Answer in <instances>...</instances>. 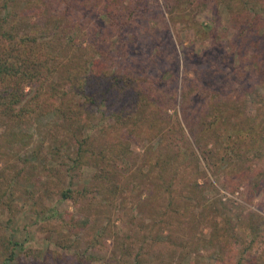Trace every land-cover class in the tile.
I'll return each mask as SVG.
<instances>
[{
	"label": "trees",
	"instance_id": "trees-1",
	"mask_svg": "<svg viewBox=\"0 0 264 264\" xmlns=\"http://www.w3.org/2000/svg\"><path fill=\"white\" fill-rule=\"evenodd\" d=\"M180 1L183 9L192 2L0 0V264H182L205 250L213 264H264L260 212L207 196L214 190L207 178L222 174L228 192L245 187L246 203L264 192V0H212L237 31L230 41L242 71L236 101L226 90L232 76L219 37L211 36L197 64L190 55L178 58L164 11L187 21L173 15ZM134 23L145 45L153 38L139 52L121 31ZM181 73L194 74L199 87L178 84ZM192 92L207 96L194 122L185 114ZM49 115L38 148L10 154L26 138L18 129L42 127ZM88 169L92 175L83 176ZM75 179L86 182L74 187ZM54 197L73 212L50 206ZM19 198L69 255L34 253L14 238ZM126 200L140 218L133 208L128 215ZM117 213L125 215L119 227Z\"/></svg>",
	"mask_w": 264,
	"mask_h": 264
},
{
	"label": "rangeland",
	"instance_id": "rangeland-1",
	"mask_svg": "<svg viewBox=\"0 0 264 264\" xmlns=\"http://www.w3.org/2000/svg\"><path fill=\"white\" fill-rule=\"evenodd\" d=\"M181 1L178 3V5L175 6L173 15H176L174 17L187 19V21H172L170 20V14L167 10L164 11V17L168 20L167 26L169 29V35H170V41L172 42L173 46L176 49V54H178V58L183 62L182 58L184 56L190 55L192 60H194L197 64V61H199V58L212 46V35L219 37V41L216 42V45L218 47V43L221 45L227 46V50L224 53V59L226 61V65L224 68V72H229V76H232L230 79L229 85L226 87V90H228V97L231 101H236L237 97L240 96L239 93H237L236 89L240 88L239 86V80L241 79L242 71L240 69V59L238 58L237 54L230 49V41L235 39L237 37V31L229 24L226 17V11L223 8V6H217L214 4V1L208 0L207 3L202 2V0H192L190 2V5L188 8H182L183 6L180 5ZM180 5V6H179ZM151 26L152 23H151ZM159 28V33H162L163 28ZM203 27H209L206 28V32H204ZM129 30H126L125 28H122L121 31L124 33L125 38L128 41V44L131 45L136 51L139 52V50L148 48L149 42H152L151 40L153 38H150L145 45L146 41L142 42V39L144 37L141 35V30L139 29L138 24L134 23L133 27L132 25L128 26ZM139 32H138V30ZM127 31V32H126ZM262 38L264 39V28H262ZM115 40V37L113 36L111 41L113 42ZM142 45V46H141ZM150 46V45H149ZM218 54V53H216ZM218 59L220 58V55H215ZM179 63H181L179 61ZM240 71V73L238 72ZM186 79H185V78ZM195 80L194 74L189 73L188 75H185L184 73L180 74L179 77V83H182L183 87L184 85H193V87H199V83L196 82L198 85L193 84V81ZM192 96L194 95V92L191 93ZM201 96V97H200ZM196 96L194 95L192 102H190V107L186 106L185 114L190 115L191 121L198 120L199 113L197 110L201 107L203 104V101L206 100L207 96L204 98L202 95ZM197 97V98H196ZM244 97L240 99L236 105L241 106L242 101ZM248 109H246L247 111ZM175 110L171 109L169 111L170 115L174 119L176 117ZM179 118L181 119L180 113H178ZM54 116L49 115L45 118H43V126L38 127L34 125H26L24 124L21 126L18 130L22 131V134L26 136L24 139V142L19 143L18 146H15L13 148H9L10 154H12L13 151H18L21 154L24 153H30L35 148H38V146L41 144L42 137L45 136V126L47 124H50L53 122ZM233 121H237L236 119H233ZM46 124V125H45ZM95 125H93L92 128L95 130ZM97 128V127H96ZM188 129V126H186ZM185 128V129H186ZM97 134V132L94 133V135ZM180 135L178 134L176 136V142L177 144L180 143ZM47 140H51L50 136L47 137ZM46 140V141H47ZM158 141L154 140V142ZM146 143V142H145ZM47 142L44 145V150L47 152L49 147ZM133 152L136 154L142 153V148H140L138 145H134L131 147ZM138 156L134 159V161H138ZM13 159V158H11ZM8 164H13L12 160L8 161ZM6 162V163H7ZM63 171L60 177L63 175ZM93 170H83L82 175L83 176H89L92 175ZM55 176L58 174L57 172L54 173ZM224 175V174H222ZM222 175L219 176V180H214V178H207L211 183L214 184V190L211 191V193H208L207 196H213L216 195V197H220L223 201L231 200L230 204L232 207L234 205H243L244 208H246L244 211H259L260 214L264 217V192L260 195H257L250 203H246L245 201V187L241 186L237 190H235L234 193L228 192L225 188V179H223ZM63 184H66L69 180L67 176H64ZM206 179V180H207ZM86 182V179H75L73 181V186L78 187ZM201 183L203 181H200ZM26 183V182H25ZM36 191L37 189L34 188ZM142 193V192H140ZM142 199H144V193L140 194ZM128 200V199H127ZM126 200V202H127ZM48 204H51L50 206L54 207L55 209L59 210V212L64 215L62 211L68 210L69 212H73V207L70 205V203H60L56 201V197H54L51 201H46ZM125 202V203H126ZM17 203V209L19 210V214L17 215L16 220L11 223V228L13 230L14 238L19 240L20 244H22L23 241H26V245H28L29 249L37 252L40 250H57L59 253H66L65 251H62L61 249L55 248L51 240L54 238L52 233H45L42 232L40 229L39 223H35V219L33 216L28 212V206L27 203H24V199L19 198L16 201ZM130 202H127L125 205V209L127 208L126 212L128 215H131L130 209H134V216L141 217V212L138 210V208H134L132 205H129ZM162 204V203H161ZM164 205V204H163ZM5 214L1 213L0 210V224L4 222L5 220ZM115 220V226H121L122 222L125 221V215L124 213H121L120 215L117 213V215H114ZM83 219V218H82ZM55 224H57V220H52ZM197 232L207 237L209 235V230L207 228H204L202 226H198L196 229ZM248 231V230H247ZM168 231H164L160 235V239H163ZM111 250V248L109 249ZM107 250L102 251L99 253L100 256L107 258ZM199 254H192L190 256V259H186L183 261L182 264H213L215 259V256L212 255V252L210 250L200 251ZM43 256V255H42ZM168 257V256H167ZM191 261V262H190ZM1 262V257H0ZM94 264H110L103 262H96Z\"/></svg>",
	"mask_w": 264,
	"mask_h": 264
}]
</instances>
